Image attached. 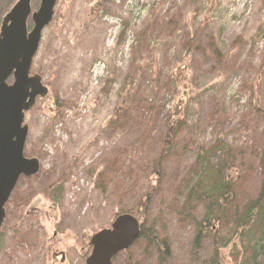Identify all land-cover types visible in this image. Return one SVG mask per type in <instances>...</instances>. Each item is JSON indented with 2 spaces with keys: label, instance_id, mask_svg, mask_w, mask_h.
<instances>
[{
  "label": "rangeland",
  "instance_id": "obj_1",
  "mask_svg": "<svg viewBox=\"0 0 264 264\" xmlns=\"http://www.w3.org/2000/svg\"><path fill=\"white\" fill-rule=\"evenodd\" d=\"M17 1L0 0V28ZM129 1L57 3L31 72L42 77L49 93L37 101L25 120L29 126L25 153L37 158L41 169L36 176L20 181L7 205L10 224L0 229V264H86L91 237L111 226L119 207L110 201L109 191L103 194L96 188L98 174L87 175L83 168L93 166L108 149L116 147L137 155L128 146L131 140L127 136L119 135L109 144L102 139V130L132 95L131 88L144 92L159 113L151 120V124L157 121L153 132H163L167 144L174 139L169 132L173 125L179 120L186 123L185 137L192 138L196 146H191L184 164H193L199 154L206 158L203 188H215L216 167L226 147L245 154L249 174L256 169L261 173L264 0H149V13L136 20H141L139 25L130 15ZM39 5L40 0H35L33 11ZM157 19H172L177 23L176 32L157 28L159 37L152 35L148 50L135 59L137 33ZM29 28H33L31 22ZM188 33L203 44L209 58L203 59L201 52L180 51ZM210 44L222 53L221 64L211 57ZM99 61H106L107 76L96 87L90 74ZM57 99L75 105L61 107ZM252 152L258 155L249 157ZM241 161L240 157L234 159L236 166ZM60 177H67L62 182L67 191L64 207L37 190L27 195L31 184L36 188L46 178L57 184ZM177 221L173 220L169 235L175 238L178 260L184 261L192 227L181 234L176 229L175 234ZM239 249L232 242L221 250V264H235L232 256ZM126 259L113 264H125Z\"/></svg>",
  "mask_w": 264,
  "mask_h": 264
},
{
  "label": "trees",
  "instance_id": "obj_2",
  "mask_svg": "<svg viewBox=\"0 0 264 264\" xmlns=\"http://www.w3.org/2000/svg\"><path fill=\"white\" fill-rule=\"evenodd\" d=\"M159 21L147 24L137 33L135 59L148 50L152 35L156 39L159 37L157 28L176 32L177 23L172 19ZM196 41L195 35H184L180 51L193 52L194 55L201 52L203 59L209 58L203 44ZM210 46L211 57L221 64L222 53L213 44ZM162 74L159 72L158 77ZM131 92L126 103L115 110L105 125L102 139L109 144L119 135L127 136L131 140L128 146L134 147L137 155L129 150L121 152L116 147L108 149L93 166L82 167L87 175L98 174V190L103 194L109 191L110 201L119 207L115 219L131 215L140 223L138 241L115 257L113 263L127 256L125 264H221V250L236 242L240 249L237 255L232 256L235 264H264V152L259 158L261 173L258 175L256 169L249 174L243 162L245 154L226 147L222 151V161L216 167L217 184L207 190L202 185L206 158L199 154L193 164H184L191 146H196L192 138L185 137L186 123L179 120L173 125L169 132L172 131L174 139L172 144H167L161 135L163 132H153L157 121L151 124V120L159 113H155L138 87L131 88ZM155 93L159 94L158 88ZM57 103L61 107L75 105L58 99ZM255 154L252 152L249 157L258 155ZM238 157L242 161L236 166L234 159ZM65 180L67 177H60L56 184L46 178L36 188L31 184L27 195L37 190L64 207L67 191L62 182ZM9 217L10 209L6 206L4 224H10ZM177 218L175 234L178 233L176 229L181 234L187 226L192 227L190 249L185 251L184 261L178 260L175 238L169 235L170 226ZM32 242H36L33 237Z\"/></svg>",
  "mask_w": 264,
  "mask_h": 264
},
{
  "label": "water",
  "instance_id": "obj_3",
  "mask_svg": "<svg viewBox=\"0 0 264 264\" xmlns=\"http://www.w3.org/2000/svg\"><path fill=\"white\" fill-rule=\"evenodd\" d=\"M33 1L18 0L0 29V229L6 217L5 207L20 178H31L40 172L39 160L24 155L29 135L25 115L34 108L37 99L49 93L40 75L31 76V69L43 31L51 24L59 0H40L35 12ZM30 21L33 28L29 31ZM140 235V223L135 217H117L110 229H103L91 238L92 252L86 264H112Z\"/></svg>",
  "mask_w": 264,
  "mask_h": 264
},
{
  "label": "built area",
  "instance_id": "obj_4",
  "mask_svg": "<svg viewBox=\"0 0 264 264\" xmlns=\"http://www.w3.org/2000/svg\"><path fill=\"white\" fill-rule=\"evenodd\" d=\"M148 4H149V0H141V1L139 0L137 2L134 0H131L128 2V5L133 11L135 20L140 19L141 17L148 14V8H149ZM139 21H136V22H139ZM114 22L117 23V21H114ZM106 75H107V66L105 62L97 63L92 70V76H91L92 83L96 87L99 86V84L104 80Z\"/></svg>",
  "mask_w": 264,
  "mask_h": 264
},
{
  "label": "flooded vegetation",
  "instance_id": "obj_5",
  "mask_svg": "<svg viewBox=\"0 0 264 264\" xmlns=\"http://www.w3.org/2000/svg\"><path fill=\"white\" fill-rule=\"evenodd\" d=\"M89 243H90V241H89ZM85 249H86V248H85ZM89 249H91L90 246H88V248L86 249V251H88ZM59 255H60V254H59ZM89 255H90V254H89ZM89 255H88V256H89ZM88 256H87V257H88ZM54 257L57 258V257H58V254L56 253V254L54 255ZM61 257H62V262H64V259H65V255H64V253H61Z\"/></svg>",
  "mask_w": 264,
  "mask_h": 264
},
{
  "label": "bare ground",
  "instance_id": "obj_6",
  "mask_svg": "<svg viewBox=\"0 0 264 264\" xmlns=\"http://www.w3.org/2000/svg\"><path fill=\"white\" fill-rule=\"evenodd\" d=\"M56 7H57V4H56V6H55V8H54V11L56 10ZM134 217V216H133ZM137 221H138V219H137ZM139 222V221H138ZM111 228V226L109 227V228H107V229H110ZM128 251V250H127ZM114 260V259H113ZM112 264H113V262H112Z\"/></svg>",
  "mask_w": 264,
  "mask_h": 264
}]
</instances>
